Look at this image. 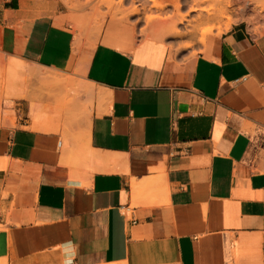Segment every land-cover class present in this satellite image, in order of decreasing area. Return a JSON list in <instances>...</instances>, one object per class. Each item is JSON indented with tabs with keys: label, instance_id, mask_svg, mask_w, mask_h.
<instances>
[{
	"label": "crops",
	"instance_id": "1",
	"mask_svg": "<svg viewBox=\"0 0 264 264\" xmlns=\"http://www.w3.org/2000/svg\"><path fill=\"white\" fill-rule=\"evenodd\" d=\"M104 3L0 0V264H264V32L175 55ZM20 77L98 101L74 145Z\"/></svg>",
	"mask_w": 264,
	"mask_h": 264
},
{
	"label": "rangeland",
	"instance_id": "2",
	"mask_svg": "<svg viewBox=\"0 0 264 264\" xmlns=\"http://www.w3.org/2000/svg\"><path fill=\"white\" fill-rule=\"evenodd\" d=\"M74 4L76 0H68ZM92 1V0H89ZM125 0H105V6L108 9L124 8ZM196 0H175L174 3L168 5L161 4L163 0H131L129 9L130 14L137 15L139 18L145 19L146 28L153 32L154 25L161 22L163 26H159V31L164 32V36L155 35L157 39L166 42L170 48L171 54L196 56L206 50L202 39L204 32L210 33L208 41L212 37H219L224 32L231 29L237 23L245 22L249 28L255 33L264 32V11L261 13L256 10L255 1L260 0H229L231 6L228 11V19L221 21H207L200 25L197 22L198 15L201 12H190ZM162 8H157V6ZM178 5L180 8L178 9ZM206 7V6H201ZM146 8V9H145ZM138 10V13H134ZM205 15L206 13L203 12ZM181 16H185L184 21L178 22ZM165 25V27H164ZM65 75V74H63ZM68 76V75H66ZM77 79L76 77L69 76ZM15 79H13L6 70V67H0V117L5 114L6 120H15L14 112L2 111L4 101L9 104L12 98H8V93L15 89ZM33 79V78H32ZM16 87L23 90L28 96V101L33 106L37 107L41 114V120L45 123L58 125L63 129L62 142L75 144L77 140L76 132L79 128V123L75 122V114L82 112L90 104L99 107L98 101L84 100L81 102L71 103V105L62 107L64 102H68L72 97H68V88L66 86L51 85L42 81L30 80L26 82L20 77L17 80ZM72 92V90H70ZM67 145V146H68ZM66 146V147H67ZM65 148V144H64Z\"/></svg>",
	"mask_w": 264,
	"mask_h": 264
},
{
	"label": "bare ground",
	"instance_id": "3",
	"mask_svg": "<svg viewBox=\"0 0 264 264\" xmlns=\"http://www.w3.org/2000/svg\"><path fill=\"white\" fill-rule=\"evenodd\" d=\"M251 2H254V1L251 0ZM254 3L256 5V10L262 13L264 11V0L255 1ZM202 5L206 6V7L203 8V7H201ZM230 6H231V3L229 0H196V1H194V6L191 7V9H190V12H201L198 15L197 22L200 25H202V23L210 21V20L221 21L224 18L228 19L227 15H228V11H229ZM157 8H162V7L157 6ZM177 8L179 9L180 6L178 5ZM133 12L138 13L139 11L134 10ZM203 12L206 14L204 15ZM184 18H185V16H181L178 19V22L184 21ZM161 25H163V24L161 23ZM164 27H165V25H164ZM159 35H160V33H159ZM209 35H210V33L204 32V35H203L204 38L202 39L203 44L206 43V39ZM21 69L24 70L25 67H22ZM76 89L80 92H83L84 94H87V95L95 94V89L92 88L90 85H87L85 83H79ZM12 96H15V95L8 94V97H12Z\"/></svg>",
	"mask_w": 264,
	"mask_h": 264
}]
</instances>
